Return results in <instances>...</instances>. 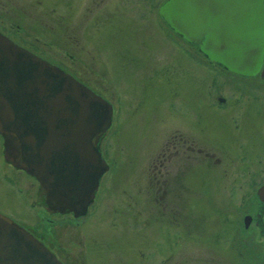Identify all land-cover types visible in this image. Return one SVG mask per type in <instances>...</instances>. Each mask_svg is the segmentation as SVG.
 Listing matches in <instances>:
<instances>
[{"label": "rangeland", "instance_id": "obj_1", "mask_svg": "<svg viewBox=\"0 0 264 264\" xmlns=\"http://www.w3.org/2000/svg\"><path fill=\"white\" fill-rule=\"evenodd\" d=\"M163 1L8 0L5 6L0 0L1 31L12 28L17 43L67 67L116 105L102 142L114 169L87 207L84 224L60 225L69 216L47 212L39 182L3 161L0 212L39 237L47 235L55 255L76 264H162L164 258L175 264H264V238L257 231L245 243L232 240L247 205L259 202L250 188L264 182V85L228 74L197 43H188L184 53L157 21ZM131 11L134 20L126 15ZM106 13L118 17L95 27L94 18ZM83 22L91 29L77 30L75 43L70 27ZM72 54L79 65L72 64ZM211 91L226 103L214 107ZM173 129L194 134L203 152L186 172L185 187L172 186L166 209L148 195L146 173ZM2 148L0 134V156ZM177 167L171 174L183 172L180 167L176 174ZM128 202L134 209H127ZM172 234L176 242L167 251Z\"/></svg>", "mask_w": 264, "mask_h": 264}, {"label": "water", "instance_id": "obj_2", "mask_svg": "<svg viewBox=\"0 0 264 264\" xmlns=\"http://www.w3.org/2000/svg\"><path fill=\"white\" fill-rule=\"evenodd\" d=\"M159 14L228 71L255 75L264 58V0H164ZM264 74V69L262 71ZM111 105L71 73L0 33V134L7 161L32 175L52 212L86 215L108 169L98 141ZM264 202V184L257 189ZM245 218V225L250 222ZM0 264H63L0 212Z\"/></svg>", "mask_w": 264, "mask_h": 264}, {"label": "flooded vegetation", "instance_id": "obj_3", "mask_svg": "<svg viewBox=\"0 0 264 264\" xmlns=\"http://www.w3.org/2000/svg\"><path fill=\"white\" fill-rule=\"evenodd\" d=\"M4 3L6 4L5 6H7L8 5V0H3L2 4L4 5ZM152 7L153 6H151L150 8H152ZM160 7H161V5H159L158 8H157L158 14H159ZM133 14H134L133 11H131L130 14L126 13V15L129 18V20L130 19H133V20L135 19V17H136L135 14L136 13L134 15ZM88 17H89V15H88ZM114 17L116 18L118 16L113 15L112 13H109V14L106 13L104 15H98V18L97 17L94 18L93 25H95V27H96V24L101 23L103 26H109L110 23H112V21H115ZM159 17L160 18H158L157 21L161 25H162V23H164L166 26H168L169 31H168V33H166L167 35H169L168 37L170 39H172V40H174V39L176 40L177 39L176 42L178 41L180 43L181 50L184 53L188 54V49H187L186 45L189 42L186 39H184L181 35H178L175 31H173L170 28V26L166 24L164 18L161 16V14H159ZM86 21H87V19H86ZM70 25L71 24L69 23V27H70ZM165 25H163V26L165 27ZM90 27H91L90 24H88V26H87V24H85L83 22V24L82 23L79 24L78 28L77 29L74 28L75 29L74 30L73 26L71 25L70 34L68 36L70 37V39L73 38L74 42L76 43L78 41L77 37H76V31L77 30H82L83 33L87 34L90 31V29H91ZM0 33H3L12 42L14 41L15 43H17L14 39H12L13 35L16 34L13 31L12 28H8V29H6L4 31L0 30ZM203 39L204 38H202L199 42H196L197 45H198L199 51H200V45H201L200 43H201V41H203ZM196 43H194V44H196ZM17 44L20 45L23 48H26L31 53L36 54L39 57H41L37 52H34V51L28 49L26 46H23L20 43H17ZM107 48H108V46H107ZM108 50H110V49H108ZM107 53H109V51L106 52V54ZM106 57H108V56H106ZM104 58L105 57H102L103 61H104ZM70 59L72 61V64H74V65H79L81 63L79 57L77 55H75V54H72L70 56ZM106 59H108V58H106ZM126 59H129V60L131 59L132 60L134 58L127 57ZM91 60H93V56L91 57ZM210 61L214 62L212 60H210ZM58 65H59V67L63 68L66 71L67 67L62 66L60 63H58ZM216 65H219V64H216ZM219 66L221 68H223L228 74L234 75L236 77V79H238V80L241 79V81L244 82V83L250 81L251 79H255V81L257 82L258 85H262V84L264 85V74H262V71L264 69V58H263V61H262V64H261V67H260L259 71L257 73H255V75H251V76L242 75V74L239 75V74L234 73L232 71L226 70L221 65H219ZM162 72H163V69H162ZM74 77L78 81L83 82L85 85H87L91 90H93L94 92L99 94L101 97H104L107 100V102L110 103V105H111V113H112L110 124L112 126L113 123H114V120L116 119V117H115L116 116V113H115L116 105H115V103L111 102L110 98L106 97V95H104L103 93L99 92L91 84L90 85L86 84L82 79L77 78L76 75ZM208 86L210 87L211 85H208ZM212 86L215 87L216 84H213ZM134 92L135 91H130V93H134ZM210 98H212V103L211 104L214 107H216V108H218V104H220V103L224 104V103H226V100H227L225 97H223L221 95H217L214 98L213 95H212V91L210 92ZM168 107H170V106H168ZM171 108L172 109H177V107L174 104L171 105ZM127 110H129V109L127 108ZM178 115L181 116L180 114H178ZM192 116H193V114H191V112H190V113H188L187 118L188 119L192 118V120H193ZM231 118L235 119V116L231 117ZM184 119H186V118H184ZM175 122H177V121H175ZM184 122H186V121H184ZM104 136L99 139L97 146H98V149H99V152H100V156H102L103 160L107 163L108 169L100 177L101 179L99 181V185L97 187L96 194H95V196L93 198V201L88 205V208L91 206V204H94V203L97 202L96 201V197H97L98 192L100 191L99 188L102 187V183L104 181H106V173L109 172L110 169H112V171L114 169L112 167L113 165L109 162V159L111 157L108 155V152H106L107 146L106 145H102ZM1 137H2V135H1ZM2 140H3V138H2ZM162 143H163V145L160 148V151L158 152L157 155L154 156L155 158L152 159L150 164H149V167H148L149 171L147 169V172H148V173H146L147 176H148V180H147V186L148 187H147V189H148V195H149V192H151L150 194L154 197L153 199L158 204H160V203L165 204V207L167 209L168 206L170 207L171 202H172V200H171L172 196H170L171 195L172 186H180L181 187V185H182V186L185 187V176L187 175L186 172L188 170H190L189 168L194 163L193 160L195 158H198V154L203 152V149L198 146V141H197L196 136L194 134H192L190 131H189V134H186V135L184 133H182V132H179V131L178 132L175 131L174 133L172 131V133H170L169 136L166 137L163 140ZM2 150H3V152H2V154L0 156V162L3 161L4 163H8L9 161H7V156H6V153H5V150H4V140H3V148H2ZM207 154L208 153H206V155ZM11 165H12V163H11ZM176 165L178 166L177 170H176V174H178V169L180 167L183 168V172H181L178 176L174 175V174H171V172H170L171 170L174 171V168H172V167L176 166ZM173 171H172V173H174ZM175 182H177L179 185H175L176 184ZM262 184H264V182L260 183L258 186H256V188L254 187L255 189L254 188H250V187L249 188H250V190H254V192H256L258 187L260 185H262ZM39 192H40V195H42V191H41V188H40V183H39ZM256 194H257V192H256ZM257 199H258V201L260 203L259 202H257V203L255 202L253 205H251V206L256 205L255 208L252 211H249V208L251 206H250V204H248L246 209L250 213L245 211L243 213V216L237 221L238 224H236V227L234 228V231H233V234H232V236H233L232 240L233 241L239 240L240 242L245 243V241H249L250 240L249 238L251 237V235L253 236L256 231L262 238H264V202L261 201V199L259 198L258 194H257ZM43 205L46 208L48 213L52 212V211L47 209V206L44 203H43ZM133 206L134 205L132 204V202H128L126 204L127 209L128 208L129 209H131V208L134 209ZM244 206H246V205H244ZM88 212H86V215H87ZM56 213H60V212H56ZM61 214H62V216L67 215L69 217L67 219H65V218L61 219V221H59L60 225H62L61 223H65V221H66L67 223H70L72 226L76 227V226L82 225V224H84L86 222V220H85L86 215L75 216L73 212H64V213H61ZM170 215H172V213ZM247 216H250L251 219H250V222L247 225H245V218ZM186 217H187V215H186ZM172 222H173V219H172ZM23 226L31 233V235H34L43 245H46L49 248V250L54 253V248H53L52 245H50L51 242H50V244L47 243V235H44V237L43 236L39 237L34 232H32L28 227H26L25 225H23ZM162 238H163V236H162ZM172 239H173V242L170 243L168 245V247H167L166 241L164 239V245L167 247V251L173 250L172 248L174 247L175 242H176V240L173 237V234H172ZM157 246H158V244H157ZM163 249H164V247H163ZM163 253H166V252H163ZM54 255H55V253H54ZM56 255L58 256V258L60 259V261L63 264H76L75 261H71L69 259L63 258L61 255H59L57 253H56ZM168 260L164 258V260L162 261V264L163 263L175 264V263H172V262H168Z\"/></svg>", "mask_w": 264, "mask_h": 264}]
</instances>
